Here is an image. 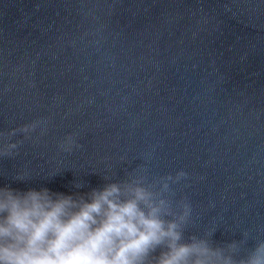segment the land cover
Returning a JSON list of instances; mask_svg holds the SVG:
<instances>
[{
    "label": "water",
    "instance_id": "water-1",
    "mask_svg": "<svg viewBox=\"0 0 264 264\" xmlns=\"http://www.w3.org/2000/svg\"><path fill=\"white\" fill-rule=\"evenodd\" d=\"M37 120L0 186L183 170L189 233L264 238V0H0V131Z\"/></svg>",
    "mask_w": 264,
    "mask_h": 264
},
{
    "label": "clouds",
    "instance_id": "clouds-1",
    "mask_svg": "<svg viewBox=\"0 0 264 264\" xmlns=\"http://www.w3.org/2000/svg\"><path fill=\"white\" fill-rule=\"evenodd\" d=\"M46 123L0 131V157L13 156L22 143L10 137L29 138ZM74 144L69 136L60 147L71 152ZM187 175L179 170L149 179L147 168L138 166L126 179L104 176L102 187L71 194L0 186V264H264V238L248 231L223 242L212 240L215 226L203 234L188 232L191 202L174 199L172 188ZM27 177L20 172L15 179ZM84 186L74 182L75 189Z\"/></svg>",
    "mask_w": 264,
    "mask_h": 264
}]
</instances>
